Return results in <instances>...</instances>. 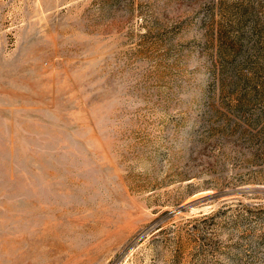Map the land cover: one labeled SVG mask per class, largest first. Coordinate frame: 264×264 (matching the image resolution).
I'll return each mask as SVG.
<instances>
[{
	"label": "rangeland",
	"instance_id": "obj_1",
	"mask_svg": "<svg viewBox=\"0 0 264 264\" xmlns=\"http://www.w3.org/2000/svg\"><path fill=\"white\" fill-rule=\"evenodd\" d=\"M0 264H264V0H0Z\"/></svg>",
	"mask_w": 264,
	"mask_h": 264
}]
</instances>
